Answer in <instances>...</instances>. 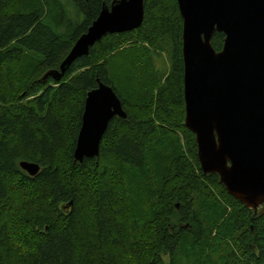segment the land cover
Masks as SVG:
<instances>
[{"label": "trees", "instance_id": "trees-1", "mask_svg": "<svg viewBox=\"0 0 264 264\" xmlns=\"http://www.w3.org/2000/svg\"><path fill=\"white\" fill-rule=\"evenodd\" d=\"M70 1L0 0V264H264V204L247 207L203 171L185 123L178 0H145L141 26L106 34L56 80L46 73L113 0ZM224 41L216 31L214 48ZM100 80L127 117L81 162Z\"/></svg>", "mask_w": 264, "mask_h": 264}, {"label": "water", "instance_id": "water-1", "mask_svg": "<svg viewBox=\"0 0 264 264\" xmlns=\"http://www.w3.org/2000/svg\"><path fill=\"white\" fill-rule=\"evenodd\" d=\"M183 17L186 126L196 134L205 173L216 172L230 194L247 207L264 204V0H178ZM145 0H113L71 47L57 69L46 76L60 80L69 67L108 33L142 25ZM225 34L223 48L212 44ZM127 117L113 86L99 81L85 101L75 159L98 157L110 121ZM32 176L41 165L23 160ZM150 264H153L150 263Z\"/></svg>", "mask_w": 264, "mask_h": 264}, {"label": "rangeland", "instance_id": "rangeland-1", "mask_svg": "<svg viewBox=\"0 0 264 264\" xmlns=\"http://www.w3.org/2000/svg\"><path fill=\"white\" fill-rule=\"evenodd\" d=\"M69 3H70V5L72 4L71 3V1L69 0ZM76 8H74V10H75ZM81 19H82V16H81ZM79 20V19H78ZM164 59L162 60V58H157V65L158 66H163L164 65V61H165V64H166V66H167V64H168V57L167 56H164L163 57ZM257 211V210H256Z\"/></svg>", "mask_w": 264, "mask_h": 264}]
</instances>
